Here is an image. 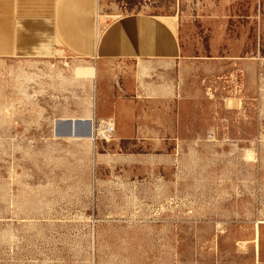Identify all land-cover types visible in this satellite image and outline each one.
<instances>
[{
    "label": "rangeland",
    "instance_id": "obj_1",
    "mask_svg": "<svg viewBox=\"0 0 264 264\" xmlns=\"http://www.w3.org/2000/svg\"><path fill=\"white\" fill-rule=\"evenodd\" d=\"M15 2L16 37L55 18L48 3L24 14ZM95 4L112 20L174 15L177 97L201 117L164 149L114 145L116 128L102 134L114 118L97 113L95 67L135 62L58 40L37 53L16 38L0 53V264L226 263L246 245L243 230L264 221V0ZM132 152L142 157L134 164L109 161Z\"/></svg>",
    "mask_w": 264,
    "mask_h": 264
},
{
    "label": "crops",
    "instance_id": "obj_2",
    "mask_svg": "<svg viewBox=\"0 0 264 264\" xmlns=\"http://www.w3.org/2000/svg\"><path fill=\"white\" fill-rule=\"evenodd\" d=\"M44 2L51 8L48 14H54L55 18L48 24L40 19L39 32L35 35L29 32L31 26H24L16 37V2L0 0V53L14 52L20 44L16 45L15 39L21 38L23 48L33 46L37 53L51 52L45 43L56 44L58 40L74 53L99 60L132 59L136 66L123 72H99L94 66L97 113L101 118H114V145L164 149L173 143L168 138L180 132L192 134V121H199L201 107L198 103L191 106L185 97H177L179 72L173 64L181 53V46L171 24L175 21L174 15L130 11L112 20L105 15L99 17L95 0H50L51 3L20 0L24 14L30 13L31 8L36 9L38 3L42 11L46 8L41 5ZM43 24L47 26L43 28ZM141 158L135 152L119 153L109 161L113 165L134 164ZM242 235L246 245L231 247L230 258L223 264H264V221L259 226L247 227Z\"/></svg>",
    "mask_w": 264,
    "mask_h": 264
},
{
    "label": "built area",
    "instance_id": "obj_3",
    "mask_svg": "<svg viewBox=\"0 0 264 264\" xmlns=\"http://www.w3.org/2000/svg\"><path fill=\"white\" fill-rule=\"evenodd\" d=\"M102 121V120H101ZM100 121V122H101ZM109 121V120H108ZM102 123V122H101ZM105 125V123H102V124H100V126L99 127H101L102 125ZM106 132L108 133V135H110L111 134V132L112 131H114L115 130V128H116V125H115V121L114 120H110L107 124H106ZM105 131L103 132V136H108V135H106L105 133H106ZM99 133V132H98Z\"/></svg>",
    "mask_w": 264,
    "mask_h": 264
},
{
    "label": "bare ground",
    "instance_id": "obj_4",
    "mask_svg": "<svg viewBox=\"0 0 264 264\" xmlns=\"http://www.w3.org/2000/svg\"><path fill=\"white\" fill-rule=\"evenodd\" d=\"M74 126H75V129H77V121L75 122ZM75 131H76V130H75ZM104 131L106 132V130L103 129L102 134H103ZM105 134H106V133H105ZM107 135H108V133H107ZM108 136H109V135H108Z\"/></svg>",
    "mask_w": 264,
    "mask_h": 264
}]
</instances>
